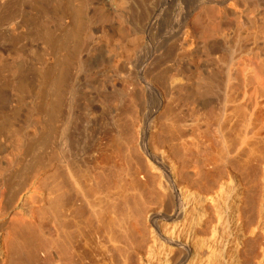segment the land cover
<instances>
[{
	"label": "bare ground",
	"instance_id": "obj_1",
	"mask_svg": "<svg viewBox=\"0 0 264 264\" xmlns=\"http://www.w3.org/2000/svg\"><path fill=\"white\" fill-rule=\"evenodd\" d=\"M4 87L29 100L24 121L4 116ZM0 141V211L20 169L8 208L31 210L7 218L0 264L35 230L52 264H102L125 200L135 240L153 227L149 247L132 238L137 264L160 249L220 264L227 245L231 264H264V0H0Z\"/></svg>",
	"mask_w": 264,
	"mask_h": 264
},
{
	"label": "rangeland",
	"instance_id": "obj_2",
	"mask_svg": "<svg viewBox=\"0 0 264 264\" xmlns=\"http://www.w3.org/2000/svg\"><path fill=\"white\" fill-rule=\"evenodd\" d=\"M34 77H35V75H34ZM34 77L32 76L31 78L34 79ZM3 92H4L5 95L3 94L4 97H3V95L1 96V97H2L1 105H2V108H3L2 110L5 111V112H3V113H5L4 116H8V117H10V115H11L12 113H13L12 115H14V112H16V116H14V117H16V119H18V120H22V121H24V120L26 119V116H27V115H26L27 110H26V107H25V103H28L29 100H28V99H25V100H23V101H16V100L12 97V96H15L16 94H15L13 91H10L9 89H7L6 87L3 88ZM5 96H6V97H5ZM2 101H4V102H2ZM150 104H151V102L149 103V105H150ZM14 108H15V111L13 112ZM10 111H11L12 113H11ZM7 112H9V113L6 114ZM12 115H11V116H12ZM23 119H24V120H23ZM5 142H6V141H0V158H1V156H2V157L4 156V155H2V152H3V154H6L7 151L9 152V150H10V148H11V147L9 146V143H8V145H7V142H6V143H5ZM6 145H7L8 147H6ZM5 148H6L7 150H6ZM8 149H9V150H8ZM3 150H4V151H3ZM27 160H30V158H28ZM25 166H26V165H25ZM25 166H24V167H25ZM20 170H21V169H20ZM20 170H18V172H19ZM18 172L15 173L14 175H12V174H9L10 176H9V175H6V176H4V178H6V179H3V182L6 180V181H5L6 183L4 182L6 186H9V184L11 183L10 186H9V188H10L11 185H12L13 188L11 187L12 190H10V191H11V192L13 191V192L11 193V192L9 191V189H8L7 191H8V192L11 194V196H13V197H14V195H16L15 198H17L18 195H19V197H20V194H21L20 191L22 192L21 195L24 194L23 191L26 190V187H27L26 184H27V185H30V184H29L30 182L28 183V180L30 181V179L26 178V180H24L25 178L22 177L21 174H20V175H21V176H20ZM116 172H117V171H116ZM118 173H119V172L116 173V175H118V176L115 175V178H116V179L120 176ZM16 174H17V176H16ZM8 176H9L10 178H9ZM13 177H14V178H13ZM16 177H18L19 179L16 178ZM12 178H13L14 180H13ZM9 179H11L12 181L9 180ZM21 179H23L24 181L22 182L23 184L21 183L20 186H22V185L25 184V186H23V187H24V188H23L24 190L22 189V187L19 186V187L21 188V190L18 191V190H17L18 188H16V187L18 186L17 182L20 184V182L22 181ZM116 179H115V181H116ZM124 179H125V178H124ZM7 180H9V183H8ZM16 180H17V181H16ZM123 181H124V180H123ZM125 182H127V179L125 180ZM125 182H124V183H125ZM7 183H8V184H7ZM12 183H13L14 185H16V186H13ZM115 183H116V182H115ZM20 188H19V189H20ZM28 188H29V186L27 187V189H28ZM13 189L17 190L18 193H17V191H15V190H13ZM7 191H6V193H7V195H8V192H7ZM14 193H15V194H14ZM16 193H17V194H16ZM19 193H20V194H19ZM7 195L5 196V197H7V198H6L7 201L5 200V203H8V205H7V211L1 210V211H4L3 213L0 211L2 214H5L6 212L8 213V214L6 213L7 215L5 214V215H3V216H2L1 213H0V223L2 222V223L4 224V226H3L2 223H1V225H0V226L2 227L1 230H0V235H1L2 237H3V235L5 234L4 229H8L7 227H9V225H10V224H8V221H7V220L10 218V216H13V215L16 216V215H18L17 217H18L19 219H20V217H21V219L23 218V220H24L25 216H27V215L29 214V212L31 211V210H26V209H29V208H28V206H29V205H28V203H29L28 200H26V203H27V204H26V207L24 206V209H25L26 211H25L24 209H23V210H14V208H12V207L9 209L8 206H10V204H9L8 201H10V198H9V197H11V196L8 197ZM5 197H4V198H5ZM11 198H12V197H11ZM129 198H130V197H128L127 200H128ZM8 199H9V200H8ZM130 199H131V198H130ZM148 199H149V198H148ZM152 199H153V198H150L149 200H147V201H149V202H150V200H151V202H150V206L152 205V207H150V209H151L152 211H153V209L155 210L157 207H158L159 210H160V208H161L162 211H165V207H166V206H165V207L162 206V205L160 204V200H158L159 202L157 203V201H154V200H152ZM16 200H17V199H16ZM131 200H132V199H131ZM125 201H126V200H125ZM125 201H124V202H123V201H120V202H123V204H122V203H119V201H118V203H117L118 205L121 204V205H119V209H121V210L123 209L122 211L120 210V212H119V210H118L117 208H115V209H117V210H115V211H116V214H117L118 212H119V213H118L119 216H120L121 213L123 214V215H121V216H123L122 219H123L124 216L126 215L125 213H128V214H129V212H130V214H132V215H133V213H134L133 210H132V207H130L132 201H131V202L129 201V202H130V204H129V208L127 207V205H128V204H127L128 201L126 202V204H124ZM152 201H153V202H152ZM151 203H152V204H151ZM154 203H156V205H155ZM153 204H154L155 206H157V207H154ZM159 204H160V207H159ZM122 205H123V206H122ZM132 206H133V205H132ZM116 207H118V206H116ZM163 207H164V209H163ZM130 208H131V209H130ZM166 208H167V207H166ZM168 208H169V207H168ZM168 208H167V209H168ZM8 209H9V210H8ZM129 209H130V210H129ZM158 209L155 210V214H154V220H155V221H154V223L157 224V225L160 226V227H164V226H166V225H171V224H172V221H171V222H167L165 218H162V215H160V214H158V213L156 212V211H158ZM128 210H129V211H128ZM131 210H132V211H131ZM167 211H168V210H167ZM27 212H28V213H27ZM35 212H37V213H36V214H37L36 216H37V219H38V216H39L40 214L38 213V210H35ZM123 212H124V213H123ZM131 212H132V213H131ZM12 213H13V214H12ZM14 213H15V214H14ZM156 213H157V214H156ZM26 214H27V215H26ZM38 214H39V215H38ZM124 214H125V215H124ZM128 214H127V215H128ZM130 214H129L128 216H125V218H127V219H125V218H124L125 220L123 219V220H124L123 227H122L123 229H124V228L126 229V226H127L128 224H129V225L127 226L128 229L132 227V224H133L132 221H133V220L130 219V217H132ZM22 215H23V216H22ZM1 216H2L3 218H1ZM119 216L116 215L115 218L118 217V219H119ZM129 216H130V217H129ZM8 217H9V218H8ZM128 217H129V218H128ZM158 217H159V218H158ZM5 218H6V219H5ZM7 218H8V219H7ZM1 219H2V220H1ZM26 219H27V217H26ZM26 219H25V220H26ZM37 219H36V220H37ZM40 219H41V222H43V223H45V222L48 220L47 218H45V222H44V219H43V221H42V218H41V216H40L39 219H38L37 221L35 220V223H37ZM116 219H117V218H116ZM128 219H129V220H128ZM4 220H5V221H4ZM126 220H127V221H126ZM141 220H142V219H141ZM156 220L158 221V223L156 222ZM3 221H4V222H3ZM6 221H7V222H6ZM48 221H49V220H48ZM48 221L46 222L47 225H46V223L44 224V225H45V229H47V230L49 229L48 226H50V221H49V222H48ZM129 221H130V222H129ZM131 222H132V223H131ZM125 223H126V224H125ZM139 223H140V225H141V222H139ZM142 223H143V225H141V227L145 225L144 220H143ZM124 225H125V226H124ZM133 225H134V224H133ZM115 226H116V225H115ZM46 227H47V228H46ZM104 227H105V226H104ZM116 227H117V226H116ZM141 227H140V228H141ZM132 228H133V227H132ZM142 228H143V227H142ZM142 228H141V231L144 232V234H142V235H144V237L141 235V237H143L142 240H140V238H141L140 236H136V235H135V236L137 237L136 239H138V241L135 240L134 237H132V235L134 236L132 229H130L131 231H128V229H127V230L124 229V230L126 231L127 236H128V237H127L126 235H124L125 231L123 232V229H122V230L120 229V231H119V230H118L119 228H118V229L115 228V235L118 234V232H119V233L121 232V233H123V234L120 233V234H121V237L124 235V236L127 237V240H128V239H129V240H128V241L125 240L126 238H125L124 236H123V237H124L125 239L123 240V238H122V240H121L120 234H119V239H117V238H118V235H117V237L115 238V240H116V242L118 243V245H117V243L115 244V252L112 253V248H111V249H107V251L109 250L113 255H110V254H109L110 252L108 251V252H109V253H108L109 255L107 254V255L105 256V257H106V258H105L103 255H105V254L107 253V251H106V253L104 252V253L101 255L102 257L99 256V257L97 258V260L101 257V259H100L101 261H103V262L105 261V263H107V264H111L110 262H113V258H114V261H115V262H113L112 264H125V262H126V264H135L134 262H136V264H137V262H139V263L141 262L140 260H141L142 258H145V257H146V258H149V257H148L149 255H148V256L145 255V254H148L147 251H146V250H148V249L145 248V247H146V246L149 247V246L151 245V240H150V237H151V236H150V237H148V236L150 235V234H149V231H150V232L153 231V227H152L151 224H150V225L147 224V225L145 226V228H143V230H142ZM146 228H149V229L151 228L152 230H151V229H150V230H149V229L147 230ZM103 229H104V228H103ZM144 229H145V231L147 230V232H145ZM33 230H34V229H33ZM116 230H117V231H116ZM50 231H52V230H51V227H50V230L47 231V232L52 233V232H50ZM127 231H128V232H131L132 234H131V233L129 234ZM3 232H4V233H3ZM103 232H104V231H103ZM142 232H141V233H142ZM1 233H2L3 235H2ZM37 233H38V232H37ZM37 233H36V230H35L34 233H33V235L31 234V235L29 236L30 238L32 237L31 239L28 238L25 234H24V236H23L22 232H21L22 235L18 234L17 236H22V237H17V241H16V243L14 244L15 247H13V245H12L11 248L9 247L10 251L8 250L9 253L7 252V253H8L7 255H8L9 257L7 256L8 258L5 259L6 261H5L3 264H5V263H6V264H22V263H24V264H52V260L50 261V258L48 257V255H46V253L48 252V250H46V251L44 250V249H47V246L49 245V243H48L49 241H47V239H46V238H48V235H47V236L45 235L46 238H44V236H41L40 234H39L40 236L36 235ZM49 233H48V234H49ZM146 233H148V234H146ZM46 234H47V233H46ZM128 234H129L131 237H129ZM145 234L147 235V237L145 236ZM24 237H25V238H24ZM36 237H37V238L40 237V238L37 239ZM42 237H43L44 239H43ZM72 237H73V239L77 238V237H75V236H72ZM89 237H90V238H89ZM19 238H20L21 240H19ZM85 238L88 239L89 243H90V241H91L92 243H95V242H96L95 239L92 238L91 236H87V237L85 236ZM104 238H105V237H104ZM104 238H103V239H104ZM132 238H133L134 240H133ZM146 238H148V243H150L149 246L147 245L148 243H147ZM63 239H64V237H62V239H61V240L63 241V244H64V242H65L66 239H64V240H63ZM77 239H78V238H77ZM77 239H76V241H77ZM89 239H90V240H89ZM143 239L146 240V242H145V240H144L145 243L143 242L146 246H143L142 248H139V246L144 245V244L142 243ZM228 239L230 240L229 243H231V241H232L231 238L229 237ZM18 240H19V241H18ZM23 240H24V242H23ZM31 240H32L33 242H32ZM35 240H36V241L38 240V241L35 242ZM93 240H94V241H93ZM106 240H107V239H104L103 242H105ZM130 240H131V241H130ZM132 240L135 242L134 244L137 243V245H139L138 243H142V245L135 246V245H133ZM249 240H250V239H248V241H247V240L245 241V242H247V244H248L249 246L246 244V245H244V247H248L247 249H249V250L252 249L254 252H257L258 249H257V250L255 249L257 246L251 244V243H253V240H250V241H249ZM42 241H43V242L45 241V244H44ZM74 241H75V240H73V242H72V241H71V242H72L73 244L77 243V242H74ZM118 241H120V242H118ZM129 241H130L131 243H129ZM139 241H141V242H139ZM149 241H150V242H149ZM17 242H19V246H16V245H18ZM28 242H30V243H28ZM31 242H32V243H31ZM39 242H40V243H39ZM103 242H102V243H103ZM249 242H250V243H249ZM24 243H25V245H24ZM38 243H39V244H38ZM65 243H68V242L66 241ZM119 243H121V244H119ZM123 243H124V244H123ZM127 243H128V244H127ZM21 244H22V245H21ZM26 244H27V245H26ZM28 244H29V245H28ZM41 244H42L43 246H42ZM103 244H105V245L107 246V248H110V247H111L110 244H109V247H108L107 243H103ZM125 244H126V245H125ZM250 244H251V245H250ZM254 244H255V243H254ZM34 245H35V247H34ZM36 245H37V246H36ZM66 245H67V244H66ZM90 245H91V243H90ZM116 245H117V248H118V247H119V248H120V247H123V248H120V250H119V252H118V249L116 248ZM120 245H121V246H120ZM21 246H22L23 248H22ZM27 246H28V247H27ZM29 246H30V247H29ZM32 246H33V247H32ZM44 246H45L46 248H45ZM130 246H131V247H130ZM89 247H92V246H89ZM127 247H128V248H127ZM134 247H136V250H135ZM137 247H138V248H137ZM249 247H250V248H249ZM254 247H255V248H254ZM0 248H1V247H0ZM28 248H29V249H28ZM43 248H44V249H43ZM130 248H131V249H130ZM133 248H134V250H132ZM143 248H144V249H143ZM229 248H230V247L227 245L226 248H225L226 251L224 252L225 254L222 255V260H221L222 263H220V264H231V254H230V252H229V251H230ZM13 249H14V250H13ZM15 249H16V250H15ZM17 249H18V250H17ZM128 249H129V251H130L131 253L128 252ZM137 249H139V251H146V252H144V253H145V254H144V253H142V252H139ZM141 249H143V250H141ZM244 249H246V248H244ZM247 249H246V250H247ZM39 250H41V252H42V251H43V252H42V253H41V252L38 253ZM131 250H132V251H131ZM160 250H161V249H160ZM160 250H159V251L157 250V254H156V252H154V255H153V256H152V255L150 256V262H151V264H152V263H153V264H157V263H158V264H164V262L162 261V259L164 258L163 255H162V256H160V255L158 256V254L160 253ZM179 250H180V252H179V254H178L177 251H179ZM255 250H256V251H255ZM15 251H16V252H15ZM116 251H117V252H116ZM121 251H122V252H121ZM161 251H162V250H161ZM177 251H175V250L173 249V251L171 252V254H173V252H174L173 257H174V259L177 260V262H175V264H190V263L187 262V260H186V259H187V258H186V254H187V252H184L185 254L183 255V253H181V251H184L183 249H177ZM45 252H46V253H45ZM124 252H125V253H124ZM126 252H128L127 255L130 254V256H129L128 258H126V257H127ZM135 252H136V253H135ZM158 252H159V253H158ZM23 253H24V254H23ZM36 253H37V254H36ZM116 253H117V254H116ZM120 253H121V254H120ZM123 253L125 254V256H124ZM133 253H135V255H136V254H138V255H136V257H135V255H134ZM139 253H141V254H143V255H140ZM10 254H11V255H10ZM32 254H34V255H32ZM41 254H42V255H41ZM114 254H115V257H114ZM131 254L134 255V257H133V255H132V257H133L134 259L131 257ZM155 254H156V256H155ZM203 254H204L205 256H207V255H206L207 253H206V254L203 253ZM15 255H16L17 257H16ZM20 255H21V256H20ZM29 255H30L31 257H30ZM144 255H145V257H144ZM28 256H29V257H28ZM32 256H33V257H32ZM36 256H39V257H41V258L36 257ZM42 256H43V257H42ZM44 256H45V257H44ZM109 256H111L110 258L113 257L112 260L109 258ZM139 256H140V258H141L140 260H139ZM241 256L243 257V255H241ZM19 257H21V258H19ZM103 257H104V259H103ZM242 257H240V260L242 259L241 263L244 264V262H246L245 260H247V259L242 258ZM10 258H12V259H10ZM27 258H28V259H27ZM33 258H34V259H33ZM43 258H44V259H43ZM45 258L48 259V260H46ZM107 258H108V259H107ZM135 258H136V260H135ZM18 259H19L20 261H19ZM21 259H22L23 262L21 261ZM23 259H24V260H23ZM36 259H37V260H36ZM41 259H42V260H41ZM95 259H96V258H95ZM132 259H133V260H132ZM157 259H158V260H157ZM243 259H244V260H243ZM40 260L43 261V263H42ZM84 260H85V261H84ZM84 260H83V262H87V264H91V263L94 264V263H93V262H94V261H93V258H92V260L90 259L91 261H90L89 259H84ZM100 260H99V261H100ZM106 260H107L109 263H108ZM134 260H135V261H134ZM151 260H152V261H151ZM176 260H175V261H176ZM44 261H45V262H44ZM48 261H49V262H48ZM74 261H75V260H73V262H74ZM77 261L79 262V260H76L74 263H71V264H80V262L78 263ZM88 261H89V263H88ZM124 261H125V262H124ZM185 261H186V262H185ZM243 261H244V262H243ZM13 262H14V263H13ZM47 262H48V263H47ZM83 262H81V264H83ZM90 262H91V263H90ZM103 262H102V264H104ZM150 262H149V263H150ZM100 263H101V262H100ZM139 263H138V264H139ZM53 264H54V263H53ZM84 264H86V263H84ZM245 264H246V263H245Z\"/></svg>",
	"mask_w": 264,
	"mask_h": 264
}]
</instances>
